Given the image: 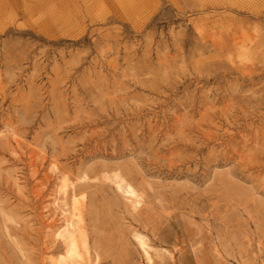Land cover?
I'll return each mask as SVG.
<instances>
[{"label": "rangeland", "instance_id": "obj_1", "mask_svg": "<svg viewBox=\"0 0 264 264\" xmlns=\"http://www.w3.org/2000/svg\"><path fill=\"white\" fill-rule=\"evenodd\" d=\"M62 173L89 264H264V0H0V264H56Z\"/></svg>", "mask_w": 264, "mask_h": 264}, {"label": "bare ground", "instance_id": "obj_2", "mask_svg": "<svg viewBox=\"0 0 264 264\" xmlns=\"http://www.w3.org/2000/svg\"><path fill=\"white\" fill-rule=\"evenodd\" d=\"M55 169L56 165L52 164L51 170ZM110 181L132 210H137L141 206L142 197L134 185L126 181L120 174H114ZM72 188V181L69 180L66 173H62L56 186V197L53 198L52 204L54 212L58 211L62 215L64 223L54 230H52V226L46 227L50 234L58 238L64 246V251L58 256L56 264H89L88 239L84 231L83 219L73 208ZM83 259H85V263H83ZM146 264L151 263L146 259Z\"/></svg>", "mask_w": 264, "mask_h": 264}]
</instances>
